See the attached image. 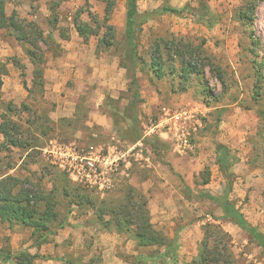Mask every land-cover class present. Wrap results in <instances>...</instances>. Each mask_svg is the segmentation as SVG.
I'll return each mask as SVG.
<instances>
[{"label": "rangeland", "instance_id": "1", "mask_svg": "<svg viewBox=\"0 0 264 264\" xmlns=\"http://www.w3.org/2000/svg\"><path fill=\"white\" fill-rule=\"evenodd\" d=\"M57 1L55 14L50 0H41L31 10V18L18 15L37 23L47 37L46 44L40 43L46 57L43 81H32L29 44L19 42L10 29L0 30V65L7 70L0 123L3 118L17 122V137L25 143L14 147L0 139V176L29 177L48 190L68 185V196L58 191V209L68 221L63 229L74 227L80 234L79 239L69 234L56 244L55 252L46 255L55 259L64 255L80 264H109L114 252H104L93 242L99 232H116L122 239V248L116 251L120 264H192L204 226L213 222L230 234L235 264H264L263 249L238 225L222 218L221 206L195 196L202 188L223 193L226 178L216 159L218 145L227 146L234 173L229 200L264 232V81L259 80L264 73V0H139V12L146 17L137 44L139 98L134 110L130 76L120 65L126 0H116L109 22L114 26V44L100 54L96 47L106 28L85 42L76 23L87 21L96 27L92 17L104 20V3ZM166 6L208 11L216 20L209 26L193 15L164 11ZM61 32L69 39H63ZM157 44L161 45L157 67L162 76L154 72L151 60ZM177 51L186 55L185 65ZM76 54L80 73L76 64L67 63ZM163 107L180 113L173 120L175 129L154 127L145 136L162 117ZM177 129L179 135L189 133V147L177 145ZM139 140L144 144V160H132L129 176H121L125 169L121 166L114 188L105 195L87 186L86 192L77 191L78 183L68 181L44 152L52 142L124 151ZM185 185L194 194L186 193ZM84 193L94 203L80 207ZM140 195L154 227L166 238L163 246H139L133 228L118 232L115 225L105 228L97 219L95 212L102 201L117 206L132 196L142 204ZM1 234L10 250L20 239H31V230L20 224L10 229L0 223ZM56 234L50 236V243Z\"/></svg>", "mask_w": 264, "mask_h": 264}, {"label": "trees", "instance_id": "2", "mask_svg": "<svg viewBox=\"0 0 264 264\" xmlns=\"http://www.w3.org/2000/svg\"><path fill=\"white\" fill-rule=\"evenodd\" d=\"M7 1L8 0H0V30L5 28L8 30L10 29L19 42L29 44L30 47L26 48V53L34 65L32 81L34 84H37L40 80L43 81L44 78L46 57L40 43L46 44L47 37L37 23L27 19H20L15 11L9 15L6 11ZM28 1L31 3L32 9L36 10L35 4L41 0ZM100 1L105 5V17L103 21H100L97 16L94 15L92 17V22L97 25L96 27H93V25L87 21L76 23V29L85 42H88L92 35L99 36L101 29L106 28L104 35H101L98 39L96 47L97 54L109 50L114 44V26L109 22L111 21L116 6V0ZM138 1L139 0H126L125 45L124 53L120 61V65L126 68L130 76V88L134 91V101L131 104L133 110L136 103L135 101L139 98L136 72L139 60L137 44L140 27L142 26L144 17H146L140 14ZM58 4L59 2L57 0H50L49 8L51 13L55 14ZM163 10L178 15H193L200 22L206 23L209 26L213 25V21L216 20L214 15H211L208 11L202 12L195 8L179 9L166 6ZM61 36L65 40L69 39L66 33L61 32ZM160 49L161 45L157 44L151 54V60L154 72L162 76L160 73L161 69L157 67L160 58L157 54H159ZM176 54L180 56L182 64L185 65L186 55L179 51H177ZM6 71L4 64L0 65V100L4 84L3 75L6 74ZM259 78V80L264 81V73L260 74ZM19 131L20 126L17 122L11 119H2L0 123V132L3 134L4 141L7 142V144L14 147L24 146L25 143L17 137V134L20 133ZM261 135L264 140V131L261 132ZM216 160L220 170L226 178V187L223 193L218 194L210 189L202 188L196 193V198L208 199L216 202L223 210L222 218L228 219L238 225L247 233L249 240L255 242L264 251V232L253 225L246 218L241 209L229 200V192L231 190L234 173L231 170L232 157L227 146L222 144L218 145ZM61 172L68 181H71V183L73 182L66 172ZM203 183L205 185L208 184L209 179L206 178ZM77 187H79L77 191L78 189H80V191L84 190V192L87 190L85 185L82 184H78ZM185 189L186 193L194 194L190 186L185 185ZM59 190L64 196H68L70 192L68 185H63L61 188H59L58 185H54L48 190L38 181H31L29 177L21 179L15 175H5L0 178V223L7 224L10 229L18 224L24 228L30 229L33 246L40 247L43 244L49 243L50 236L56 234L58 230L68 225L67 219L61 217L58 209L59 200L57 194ZM139 197L142 199V204H139L136 198L132 196L125 203H121L117 206L106 204L105 201H102L103 205L95 212L98 221L102 222L105 228H109L111 224L115 225L118 232L133 228L134 237L139 246L165 245L166 238L154 227L147 202L142 195ZM80 199V207L84 203H94L90 197H86L85 193L82 196L80 195ZM75 204H78V202ZM51 259L55 258L39 252L32 254L27 249L13 251L4 245L0 249V260L9 264H40L38 260ZM55 260L62 261L63 264H80L79 260L67 259L65 257L56 258ZM192 264H235L234 255L231 250L230 234L219 224L213 222L206 223L198 254L193 259Z\"/></svg>", "mask_w": 264, "mask_h": 264}, {"label": "built area", "instance_id": "3", "mask_svg": "<svg viewBox=\"0 0 264 264\" xmlns=\"http://www.w3.org/2000/svg\"><path fill=\"white\" fill-rule=\"evenodd\" d=\"M179 114L176 110L163 107L162 117L151 126L150 131H146L145 136H149L154 127H162L169 132L172 128L174 130L173 120L175 121ZM176 135L179 147L190 146L189 133L182 131L179 135L178 130ZM143 145V141L139 140L126 150L121 151L98 145L82 146L76 143L52 142L44 149V152L53 164L68 174L73 182L95 189L101 195H105L114 188L116 175L121 166L125 168L121 170V176H129L128 171L133 165L132 160H144Z\"/></svg>", "mask_w": 264, "mask_h": 264}, {"label": "crops", "instance_id": "4", "mask_svg": "<svg viewBox=\"0 0 264 264\" xmlns=\"http://www.w3.org/2000/svg\"><path fill=\"white\" fill-rule=\"evenodd\" d=\"M31 6L29 4L28 0H8L7 4H6V11L7 13L10 15L12 12H16L19 16H28V17H32V13H31ZM68 64H72L77 66V69L80 73V56H77L73 60H70L67 62ZM6 76V75H4ZM5 84L3 85L2 90H5ZM15 88H17V83H14ZM12 92L15 93V89H12ZM0 139L3 141L4 140V136L3 134L0 132ZM6 174H2L0 176V178L4 177ZM76 222V221H74ZM85 230H88V228L85 227ZM86 235L89 234H93V232L91 231H85ZM73 233V235L75 234L76 238H80V234L79 231L77 229H75L74 227H67L66 229H60L59 233H57L56 235H54V241H52V243H47V244H43L40 247L38 246H33L32 243L33 241L30 239L28 242H25L24 240L20 239V241L15 245L14 249L17 251L20 250H25L27 249L30 253L34 254L36 252H39L41 254H46V253H52L55 252L54 248L56 247V244L60 242H62L63 238L69 236V234ZM11 234V233H10ZM19 238V237H18ZM22 238V237H21ZM94 245L95 246H100V248H103L104 252H111L113 254L111 260L109 261V264H120L121 263V258L119 256L116 255V251L120 248H122V239H121V235L118 233H106V232H99L96 237L94 238ZM52 246V247H51ZM3 247V243H2V234L0 235V249ZM93 247V245H92ZM13 250V249H12ZM13 250V251H15ZM53 250V251H51ZM63 256V255H62ZM60 255V257H62ZM52 262H48V264H63L62 261L56 260H50ZM38 262L40 264H47V262H45V260H38ZM0 264H9V263H4L2 262V260H0Z\"/></svg>", "mask_w": 264, "mask_h": 264}]
</instances>
